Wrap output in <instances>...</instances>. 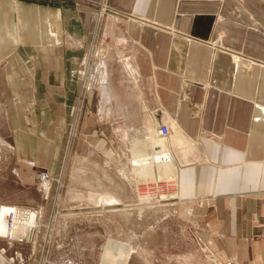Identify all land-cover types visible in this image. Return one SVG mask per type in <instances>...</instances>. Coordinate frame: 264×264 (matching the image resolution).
<instances>
[{"label": "crops", "instance_id": "obj_1", "mask_svg": "<svg viewBox=\"0 0 264 264\" xmlns=\"http://www.w3.org/2000/svg\"><path fill=\"white\" fill-rule=\"evenodd\" d=\"M105 40L137 95L129 114L190 143L170 150L176 214L218 258L264 264V0H0V135L24 177L29 138L56 134L79 105L81 135L127 136L125 110L91 82Z\"/></svg>", "mask_w": 264, "mask_h": 264}, {"label": "rangeland", "instance_id": "obj_2", "mask_svg": "<svg viewBox=\"0 0 264 264\" xmlns=\"http://www.w3.org/2000/svg\"><path fill=\"white\" fill-rule=\"evenodd\" d=\"M108 9L102 8L106 13ZM111 43L105 40L94 47L100 60L91 82L98 86L99 80L102 97L125 110L119 124L121 133L126 126L127 136L81 135L79 105L65 126L64 121L56 123V134L47 129L44 135L43 129L40 136L29 138L33 151L25 152V162L31 174L24 177L11 138L0 135V207L37 215L27 235L16 239L10 232L17 217L12 212L0 217L5 226L0 229L2 264H230L207 248L203 227L176 214L179 164L170 150H189L190 143L182 136L176 142L173 124L172 132L159 136L157 122L147 111L139 118L129 114L128 99L137 95L126 80V66L118 59L107 61ZM112 77L126 87L115 90ZM5 130L0 103V133ZM41 172L48 175L45 182Z\"/></svg>", "mask_w": 264, "mask_h": 264}, {"label": "bare ground", "instance_id": "obj_3", "mask_svg": "<svg viewBox=\"0 0 264 264\" xmlns=\"http://www.w3.org/2000/svg\"><path fill=\"white\" fill-rule=\"evenodd\" d=\"M102 79L104 80L105 77L103 76ZM174 138H175L177 143H181V135L179 134L178 131L175 132ZM41 182H45V181H41ZM7 212L8 213L12 212L17 217V219L15 220L16 221L15 224L13 223L14 226H13V229L11 230V232H10V236L16 239V237L18 238V237H21L23 235H27V233L29 231L28 229L30 228V226L32 224H34V222L36 220V217H37V215L34 212V210H28V211L26 210V211H24V210H21V209H17L16 207L14 208L12 206L9 207V206H5V205L0 207V217H2ZM12 218H13V216H12ZM2 220L0 219V229L5 230V226H4V223H2ZM2 263H3L2 259L0 258V264H2Z\"/></svg>", "mask_w": 264, "mask_h": 264}, {"label": "built area", "instance_id": "obj_4", "mask_svg": "<svg viewBox=\"0 0 264 264\" xmlns=\"http://www.w3.org/2000/svg\"><path fill=\"white\" fill-rule=\"evenodd\" d=\"M157 133L161 137H166L168 135V133H169L168 126L166 124H163V123L160 124L158 126ZM28 164H30V166H34L35 165L33 162H30V163L28 162ZM39 176H40V179L42 181L48 178V175L45 172H41ZM9 225H11V223Z\"/></svg>", "mask_w": 264, "mask_h": 264}]
</instances>
